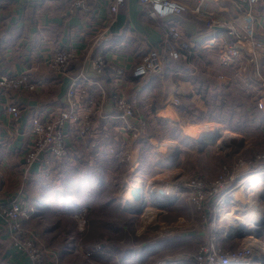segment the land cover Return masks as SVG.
<instances>
[{"label": "built area", "instance_id": "2783aa9c", "mask_svg": "<svg viewBox=\"0 0 264 264\" xmlns=\"http://www.w3.org/2000/svg\"><path fill=\"white\" fill-rule=\"evenodd\" d=\"M136 1L150 19L164 20L167 27L161 45L165 53L150 49L132 69V79L144 80L160 73L168 59L185 62L193 57L196 61L198 51H214L219 64L231 70L232 83L250 96L257 110L264 112V75L259 61V54L264 50V23H260L254 15L255 8L262 0H218L226 5L227 10H221L217 0H199L194 5L182 0ZM88 2L89 0H69L68 10L71 14L89 11L93 22L100 24V33L96 37L98 51L89 61L94 78L83 72L71 77L63 102L48 106L31 116L29 129L26 128L29 144L22 157L24 178L30 174L31 166L37 162H40L44 176L49 177L53 163L70 158L71 153L65 142V128H74L80 137L90 136L92 117L101 114L107 99L111 100L116 113L115 119L121 122L124 132L130 134L129 141L136 142L147 129V120L139 115L136 100L124 97L119 90L126 75L125 70L121 66L108 63L102 53V46L111 41L110 28L117 17L118 7L124 0H109L102 19L98 17L96 7H90ZM184 12H190L197 20L204 22L209 32L215 31V35L206 39L198 50L192 47L190 38L182 33L180 25L174 21ZM80 54L74 49L55 48L48 66L54 74L66 76L70 74L72 62L78 60ZM250 65L253 66V81L248 78ZM104 77L108 80L104 81ZM217 79L222 77L218 76ZM35 89L36 84L29 73L0 72V91L3 93L34 92ZM178 103L176 98L170 101L172 105ZM5 112L8 114L10 134H15L23 111L12 102L6 105ZM109 151L121 162L130 163V155L126 150L121 148L118 151ZM243 164L246 167L244 173L237 172L240 170L239 165L232 163L234 167L231 166L230 169L226 165L222 166L220 173L212 180L193 176L184 182L182 188L187 205L192 212H202V217L207 222L206 240L199 242L192 253L166 257L156 264H184L188 260L194 264H264V243L261 241L264 221L259 211L253 217L254 209L260 207L257 202L262 197L255 191H248L253 181L259 179L263 183L264 153L255 154ZM259 192L263 195L262 189L259 188ZM250 198L255 200V205L250 202ZM206 211L209 218L206 217ZM32 212L33 209L29 211L22 198L0 202V219L7 239L12 248L23 254L30 264H58L56 260L51 262L47 259L46 254H53V251L46 249L35 230L23 225L22 220L29 218ZM229 214L244 219L246 225H232L234 221L227 218ZM85 215V208L73 212L79 233L86 231ZM221 220L226 225L220 223ZM220 232L224 240L242 238L243 242L226 250L218 243Z\"/></svg>", "mask_w": 264, "mask_h": 264}, {"label": "crops", "instance_id": "0c3cea01", "mask_svg": "<svg viewBox=\"0 0 264 264\" xmlns=\"http://www.w3.org/2000/svg\"><path fill=\"white\" fill-rule=\"evenodd\" d=\"M108 1L89 0L88 3L90 7H96L98 17L102 19ZM182 1L194 5L199 0ZM68 5L69 0H0V72L6 74L29 73L32 81L36 84L34 92L15 91L6 94L0 91V140L7 141L13 137L8 141L10 144L0 143V202L5 203L12 199L22 198L28 210L33 209L29 219L22 220L23 225L28 228H31L30 225L39 212L36 210L37 197L44 193L43 190L46 187H49L46 180L53 179L55 183H58L59 181L54 180L56 175H53L56 173L54 171L62 166L64 167L63 174L69 173L66 182L70 185V190L63 197L66 200L67 197H72L74 192L78 193L88 185L94 186L102 183V180L92 177L91 173L95 172L98 167L107 168L108 165H104L110 163L105 161H113L114 166L122 170L121 174H124L125 170V177L140 180L142 184L144 181L141 178L151 175L152 163L150 165L148 158L145 161L144 158L147 152L146 148L154 147L153 142H156L154 132L146 133L145 131L139 142L129 141L130 134L127 135L120 125L121 122L115 119L116 113L112 108L111 100L107 99L101 114L92 117L90 136L80 137L74 128L69 126L65 128V142L71 155L68 159L52 164L51 176H44L38 163H35L30 168V174L26 178L23 177L22 160L19 162L17 159L20 138L12 142L15 139L14 135L19 134V132L21 133L19 137L24 135L30 123V120L27 123V119L31 118L33 114L64 101L71 77L83 72L86 76L94 78L89 61L98 51L99 46L96 47L98 43L96 37L100 33V24L97 21L93 22L92 14L89 11L71 14ZM254 15L260 20V23H264V0L255 8ZM174 21L180 25L182 33L190 38L195 50H198V47L206 39L215 35L214 30L213 32L206 30L204 22L197 20L190 12L182 13ZM166 27V21L150 19L136 0H124V3L118 7L117 17L110 28L111 41L104 45L101 44V46L103 45L102 53L107 62L121 66L125 70L126 75L119 86V90L124 97L136 100L140 116L146 120L154 117L159 121L158 124L162 129H165V126L169 128L171 126L178 127L181 120L186 119L213 122L198 119L194 113L188 116L189 113L183 109L185 106L186 108L190 106L204 113L207 110L201 94L191 83L192 78L196 75L199 57L196 61L193 60L190 66L189 64L182 66L183 62L171 61L169 65L164 64L163 71L144 80L136 81L131 77L134 66L150 49L154 48L161 54L165 53L161 45ZM55 48L74 49L82 54L78 60L72 62L70 74L66 76L54 74L48 66L52 51ZM198 52L204 54L208 60L210 59L218 66L219 61L214 51L200 50ZM198 52L196 56H198ZM259 57L260 69L264 75V50L259 54ZM215 68V65L207 64L205 66L200 65L198 70L204 78L212 77L208 83L209 93H217V90L223 88L228 89L232 83L231 70H224L225 72L228 71L227 74L214 76ZM248 68V78L253 81V66L250 65ZM218 76H221L222 79H217ZM102 79L108 80L107 77ZM205 85V83L202 84L201 88H204ZM174 98L179 101L177 105L170 104ZM12 102L23 111L15 134H10L8 114L5 112L6 105ZM180 107H182V115L177 111V108ZM245 109L246 112L254 110L256 113L264 115V112L255 108L251 99H249ZM28 112L30 114H27ZM188 124H190L188 126L194 127L197 123ZM258 128L259 132L264 134V121L260 122ZM249 129L255 130V127L251 126ZM121 148L129 153L130 163L121 162L109 151V149L118 151ZM152 149L155 153L159 152L155 148ZM170 155L161 156L163 158L160 160L162 166L168 162ZM179 157L175 158L178 159ZM161 168L163 169V167ZM162 169L159 170L162 172ZM67 170L69 171L66 172ZM220 171L221 168L218 174ZM120 177L116 176V178ZM39 182L46 186L37 188L40 185ZM28 185H30L29 193L26 190ZM56 191L58 192V190ZM55 195H57L56 192ZM40 197L47 200L51 196L46 192L44 197ZM58 197L56 199H60ZM76 205L70 204V210L72 211ZM47 209L44 212L48 213ZM153 213L156 212L153 211ZM1 223L0 219V264H30L25 257H22V254L17 253L12 248ZM98 248H101L98 255L105 254L109 258H114L113 264H117V261L118 264H131V261L135 263L128 254L120 252L118 258V254L115 252L112 253L103 246ZM131 249L134 248L130 247L127 250Z\"/></svg>", "mask_w": 264, "mask_h": 264}, {"label": "rangeland", "instance_id": "374dc122", "mask_svg": "<svg viewBox=\"0 0 264 264\" xmlns=\"http://www.w3.org/2000/svg\"><path fill=\"white\" fill-rule=\"evenodd\" d=\"M216 3L221 10H227L224 3L218 0ZM170 62V60H167L164 64L169 65ZM27 114L30 113L28 112ZM29 120L30 118L27 119V123ZM158 123L159 121L154 117H150L147 120L146 133L149 131L154 132L156 142H153L154 147L146 148L147 152L144 158V161L148 158L150 165L152 163L150 168L151 175L142 178L139 176L144 182L142 184L139 180L138 183L140 187L144 186V193L147 195L144 198L145 205L141 213L133 214L129 211L130 209L124 207L125 205L122 203L123 194L128 187L136 183V180H132L128 176L125 177V170L124 174H121L122 170L116 168L113 161H105L111 165L105 164L104 166L108 165L107 168L102 166L103 169H101L98 167L95 172L91 173L92 177H97L98 180H102V183L94 186L88 185L80 192H74L72 197H67L69 201L63 198L70 190V185L66 182L67 178H69V173L63 174V166L60 169H56L54 171V173L56 172L55 174L53 173V176L56 175L54 180L59 181L58 183H55L53 179L46 180L49 187H46L43 190L44 193L40 196L44 197L47 192L51 197H48L47 200H43L40 196L37 197L36 210L39 212L30 227L35 229L37 233L39 232V238L46 249L50 252L51 250L53 251L55 257L52 253L46 254L49 261L54 262L56 260L58 264H113L112 260L114 258H109L105 254L98 255L101 250L98 247L102 246L106 250L110 249L112 253L118 254V258L120 252L130 255V258L135 261V263L131 261V264H156L166 257L194 252L197 248L196 245L207 236L205 231L207 222L203 219L202 212H192L187 205L182 188L185 184L184 182L193 176L210 180L218 174L222 166L226 165L231 169L232 163L233 165H239L240 170L238 169L237 172L242 171L244 173L246 167L243 162H247L255 154L264 153V134L255 130L244 134L226 129L220 123L198 122L186 119L181 120L178 127L171 126L169 131L170 128L168 126L162 129ZM188 123H197L194 125L196 130L210 129L212 132L211 136L206 140L204 135L199 136L198 139L186 135L184 132L190 125ZM214 126H217V131L214 130L216 128ZM28 129L22 137H19L21 135L20 132L14 135L15 139L12 141L14 142L17 138H20L17 148V159L19 162L22 160L29 144ZM226 136H228L230 143L228 145L221 143ZM12 138L10 137V139ZM9 140H0V143L10 144L8 143ZM139 141L140 139L136 140V142ZM152 148H155L160 153H155ZM204 148H206L205 152ZM168 154H171L169 156L170 159L162 166L160 160H163V155L167 156ZM177 154L178 157L180 155L178 159L175 158ZM37 163L40 167V162ZM112 166L114 167L112 168ZM159 169L163 171L161 172ZM116 176L121 177L116 178ZM44 186L46 185L40 183L37 188ZM148 186L152 187L154 192L168 186L173 189L174 194L171 197L163 196V198L169 199L163 205L160 203L154 204L149 199ZM259 188L262 189V203H264V180ZM26 190L29 193L30 185L27 186ZM55 192L57 195H55ZM246 195L247 193L245 192L244 196L246 197ZM55 196H59L58 198L60 199H56ZM70 204H77L73 208L74 211L80 208L86 209L87 228L84 233H79L76 230L73 219L74 211L67 210V208H70ZM138 206L139 203L136 207L132 206V209H138ZM45 207L48 208V213L44 212L46 210ZM64 208L65 210L62 211ZM147 211L156 212V221L154 223L145 222L144 215ZM63 213L69 215L65 216ZM205 214L209 218L208 211ZM220 223L226 225L223 220ZM261 234V241L264 243V226ZM221 235L222 232L218 235V243L226 250L233 249L243 242L242 238L227 241ZM164 236L165 238H174V240H167L170 243L168 247H159L153 251L146 249L140 252L136 251L141 245L146 246L153 241L162 240ZM130 247L134 249L127 250ZM22 257L25 256L22 254ZM184 264L194 263L188 260Z\"/></svg>", "mask_w": 264, "mask_h": 264}, {"label": "trees", "instance_id": "16d2710c", "mask_svg": "<svg viewBox=\"0 0 264 264\" xmlns=\"http://www.w3.org/2000/svg\"><path fill=\"white\" fill-rule=\"evenodd\" d=\"M199 62L197 65V69L195 71L196 75L192 78L191 83L196 88V90L201 94L202 99L205 101L207 106L206 112H202L196 109L191 108L190 106H186L183 108L188 114V116L196 114L198 119L213 121L222 124L226 129L242 132L244 134H248V132H252L254 130H250L249 127H255V131L259 132V124L261 121H264V115L260 113H256L254 110L250 112H246V105L250 99L247 95L241 92L233 83H230L228 89H220L217 90V93H209L208 83L211 81V78H204L201 74H199L200 65L212 64L215 65L214 73L218 74H227L224 70H228L225 67H222L219 63L218 66L215 62L208 60V58L198 52ZM193 57L189 58L186 62H183L182 66L189 64L192 65ZM217 61V60H216ZM185 63V64H184ZM179 66V64H178ZM188 66V65H187ZM231 72V71H230ZM194 73V74H195ZM206 84L204 88H201L202 84ZM177 111L182 115V107L177 108ZM63 209L62 211H64ZM69 211L70 208H67ZM72 209L71 212H73ZM67 213V212H66ZM63 213V215L68 216L69 214ZM206 239V238H205ZM167 240H174V238H164L162 240H157L151 242V244H147L146 246L141 245L140 248H137L136 251L140 252L144 249L146 250H156L159 247H168L169 242ZM184 241V238H183ZM112 252L110 249L108 250ZM127 253V251H126Z\"/></svg>", "mask_w": 264, "mask_h": 264}, {"label": "bare ground", "instance_id": "6f19581e", "mask_svg": "<svg viewBox=\"0 0 264 264\" xmlns=\"http://www.w3.org/2000/svg\"><path fill=\"white\" fill-rule=\"evenodd\" d=\"M216 128H214L215 131H217V126H214ZM185 134L187 135H190L194 138H199V136H205L206 140L209 138V136H211L210 134H212L211 130L210 129H206V130H196L194 129V127H189L186 128ZM229 134V133H228ZM232 135V134H231ZM228 136H226L223 140H222V144L224 145H228L230 144L229 141H228ZM231 137V136H230ZM225 148V147H224ZM139 180H136V183L133 184L132 186L128 187L126 189V191L124 192L123 194V200H122V203L123 205H125L124 207L127 208V209H132V206H137L139 201L138 200H134L133 196L131 195L130 193V190H132V188H135V187H140L139 185ZM261 180H256V181H253L251 183V186L249 187L248 191H255L257 192L258 195H260V197H262L261 195V192H259V185L261 184ZM148 189H149V199L151 200V202H153L154 204L156 203H160V204H164L166 201H169V199L167 198H163V196H172L174 194L173 192V189L171 187H165L163 190V194H160L159 191H156L154 192V190H152V187L148 186ZM142 196H143V199L145 198V196H147L144 191L142 193ZM253 199V198H252ZM250 198V202L255 205V200H252ZM258 205L260 206L257 210L254 209V213H253V217H256L258 212L259 211L261 213V217H262V220L264 221V203H262V198H259V201L257 202ZM159 204V205H160ZM133 210V209H132ZM155 213H153V211H147L145 212V217H144V220L145 222H148V223H154L156 221L155 219ZM227 218H230L232 219L234 222H232V225H236V227H241V226H245L246 223L244 222V219H240L237 215H227Z\"/></svg>", "mask_w": 264, "mask_h": 264}, {"label": "water", "instance_id": "95a60500", "mask_svg": "<svg viewBox=\"0 0 264 264\" xmlns=\"http://www.w3.org/2000/svg\"><path fill=\"white\" fill-rule=\"evenodd\" d=\"M177 156H178V154H177ZM143 191H144V186L143 185L141 187H135V188H132V190H130V193L133 196L134 200H138L139 201L138 209L136 208L137 210L136 209H133V210L130 209L129 210L133 214L134 213L135 214L136 213H141V211H142V209H143V207L145 205V202H144V199H143V196H142ZM159 192H160V194H163V190L162 189H159Z\"/></svg>", "mask_w": 264, "mask_h": 264}]
</instances>
